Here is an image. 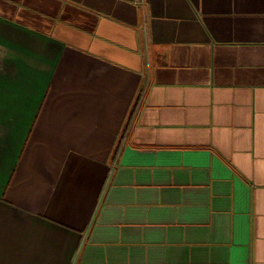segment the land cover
<instances>
[{"label":"crops","instance_id":"crops-1","mask_svg":"<svg viewBox=\"0 0 264 264\" xmlns=\"http://www.w3.org/2000/svg\"><path fill=\"white\" fill-rule=\"evenodd\" d=\"M0 264H264V0H0Z\"/></svg>","mask_w":264,"mask_h":264},{"label":"trees","instance_id":"trees-1","mask_svg":"<svg viewBox=\"0 0 264 264\" xmlns=\"http://www.w3.org/2000/svg\"><path fill=\"white\" fill-rule=\"evenodd\" d=\"M124 131H125V129H124ZM124 131H123V133H122V137H123ZM119 139H120V138H119ZM121 139H122V138H121ZM119 141H120V140H119ZM117 150H118V144H117V146L115 147V149H114V151H113V157L116 155Z\"/></svg>","mask_w":264,"mask_h":264},{"label":"built area","instance_id":"built-area-1","mask_svg":"<svg viewBox=\"0 0 264 264\" xmlns=\"http://www.w3.org/2000/svg\"><path fill=\"white\" fill-rule=\"evenodd\" d=\"M143 94H144V93H142V95H141V97H140V100H139V102H141V99H142V97H143Z\"/></svg>","mask_w":264,"mask_h":264}]
</instances>
